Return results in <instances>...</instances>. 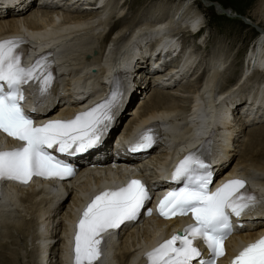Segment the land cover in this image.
<instances>
[{"label": "bare ground", "instance_id": "bare-ground-1", "mask_svg": "<svg viewBox=\"0 0 264 264\" xmlns=\"http://www.w3.org/2000/svg\"><path fill=\"white\" fill-rule=\"evenodd\" d=\"M41 1L42 5L40 0H0V36L30 35L31 53L42 46L50 45L53 50L60 47L64 63L61 75L66 77L63 98L76 99L75 105H78L77 98L83 92L102 83L106 69L119 66L123 71L120 105L101 136V146L78 154L75 161L101 162L94 157L105 155L109 157L104 164L105 171L120 175L125 174L122 166L138 168L142 165L157 178V187H160L165 182L163 177L172 169L176 148H187L201 134L216 127L218 131L212 136L209 155L213 170L232 174V170L240 169V173L250 174L257 180L259 195L264 199V137L257 139L256 134L264 127L252 128L264 121V32L245 56L244 61L250 63L247 68L250 67L235 83V76H226L228 72H223L233 62V55L224 56L220 52L212 54L210 60L204 59L206 67L199 85L186 88L182 84L189 83L190 79L193 82L202 70V63L197 62V50L201 46L187 40L189 36L198 35L205 26V17L198 6L195 7L197 0L154 2L130 21L125 18L126 9L130 10V6L126 7L129 0ZM201 2L200 5L205 6L214 4L211 0ZM215 5L222 9L221 4ZM29 8L33 11L25 15ZM221 12L233 14L226 9ZM252 15L253 22L264 23V0L258 1ZM107 32L113 34L110 40H107ZM136 33L137 36L143 33L140 39ZM205 39L206 36L200 40ZM152 40H155L157 56L151 54ZM121 50L122 55H118ZM153 67L157 72L152 79L155 84L150 82L153 90L143 97L149 82L140 81L139 77L144 76L141 72L145 70L153 71ZM135 100L137 107L131 111L129 106ZM145 125L157 128L163 141L142 160L137 159L139 154L128 156L131 154L127 149L131 144L130 136ZM246 127L251 128L245 131ZM121 129L126 134L120 140L121 147L117 148L112 145L116 142L112 137ZM236 152L240 155L235 160ZM142 170L144 173V168ZM100 174L82 167L76 183L70 186L66 181L57 188L52 183L6 188L0 204V264H21L20 256L31 260V264H66L69 224L74 219V209L87 192L92 189L98 192L108 185ZM118 179L116 176L113 180ZM242 221L253 226L228 240L225 261L229 241L235 244V251H239L248 244L249 237L264 230V210ZM174 225L175 222L169 224L155 219L131 228L121 227L118 236L108 243L107 264H139L132 258L147 242L166 234ZM20 236L27 240L24 248L16 247Z\"/></svg>", "mask_w": 264, "mask_h": 264}, {"label": "snow or ice", "instance_id": "snow-or-ice-1", "mask_svg": "<svg viewBox=\"0 0 264 264\" xmlns=\"http://www.w3.org/2000/svg\"><path fill=\"white\" fill-rule=\"evenodd\" d=\"M24 37L0 40V132L20 142V146L0 150V182L29 183L32 178L66 179L73 167L55 153L74 155L95 147L112 120V110L119 92L78 113L69 120H48L36 124L25 111L24 86L36 83L45 94L53 81L52 63L47 55L38 56L25 67ZM150 131L130 151L149 148L154 143ZM183 186L168 191L157 205L159 214L170 219L191 214L194 223L173 234L146 253L149 264H216L225 255L224 241L233 231L232 217L264 206L243 179H230L215 190L209 165L195 152L186 155L172 174ZM152 199L149 187L140 179H131L115 190H105L84 207L76 224L72 254L73 264H98L105 236L127 221L135 220ZM206 247L209 258L203 259ZM231 264H264V236L248 243L231 260Z\"/></svg>", "mask_w": 264, "mask_h": 264}, {"label": "rangeland", "instance_id": "rangeland-1", "mask_svg": "<svg viewBox=\"0 0 264 264\" xmlns=\"http://www.w3.org/2000/svg\"><path fill=\"white\" fill-rule=\"evenodd\" d=\"M65 1L66 0H64L62 2L65 3ZM161 1H164V0H129V2H128L129 4H127L128 6L126 5V7L129 8V6H130V10L126 9L125 18L128 21H130L129 19H132L133 17H135L138 14L140 15V12L143 11L144 8L147 7L148 5L150 7V5H152V3H154V2L157 3V2H161ZM177 1H179V0H172V2H177ZM201 1L202 0H197V5L195 7L198 6V8L201 10V14L205 17L204 18V23H205L204 25L205 26L203 27V30L198 35L193 36V37L189 36V38L187 40H189L188 42L192 41L193 43L194 42L198 43L199 46H201L197 50L199 52V57H198L199 61H197V62L202 63L201 64L202 70L198 73L199 76L195 77V80L193 81L194 83L191 82L192 79H190V81H188L189 83H187V82L183 83L182 82L183 83L182 85L186 86V88H188L192 85H196V86L199 85V82L203 76L204 68L206 67L204 59L210 60L211 56H213L215 54L218 55L220 52H221V54H224V56L225 55L228 56L230 53L233 55L231 58V60H233V62H231V64H230L231 66L229 65V67H227L223 72H228V73H226V76H228V75L235 76V79H234V83H235L238 80V78L242 74H245L246 71L248 70V68L250 67L249 66L247 68L249 60L244 61L245 56L248 54V52H250L252 50V48H253L252 46L258 40L260 35L264 32V23L263 22L255 23L252 20L253 19L252 14H253V12L255 10V6L257 5L259 0H211L214 2V4L212 3L209 6H205L204 4L200 5L202 3ZM215 3H218L219 5L221 4L222 9L221 10L218 9L217 6L215 5ZM131 4L133 6H131ZM134 4H136V6ZM96 5H99V3H96ZM198 8H196V9H198ZM30 9L31 8H29L25 11V15H28V13L30 14L33 11V9H31V10ZM225 9L230 10L233 14L235 13L234 14L235 16H229L226 14V12H221V11H225ZM113 31L115 32L116 29ZM140 34H143V33H140ZM140 34L138 33V36H137V33H136V36L138 37V39L141 38ZM112 35L113 34H111V32L108 33L107 40H110ZM205 36H206L205 41H203V40L201 41L200 39L205 38ZM154 42H155V40L150 41V43L152 45V46H150L151 54L154 56L155 55L157 56L158 54L156 53V49L153 46ZM182 46H184V45H182ZM122 51L123 50H121L118 53V55H122L121 54ZM226 51H229V52H226ZM170 53L172 55V52H170ZM173 56L174 55H172L171 57H173ZM172 61H173V59H172ZM171 62H170V65H171ZM244 63H245V66H244ZM168 71H169V69L166 71V73ZM141 73H143L144 76L139 77V80L142 81L145 79L149 82V88L145 87L146 90H145V92H143V97H144V95H148L152 92L153 87H152L151 81H153L152 79L155 77L154 74L157 72H156V70H154V67H153V71L150 72L148 70H145ZM249 73H250V70H249ZM145 76H146V78H145ZM222 76H224L222 78V80H224V82H225L227 80L225 77V73H223ZM261 78L262 77H259L260 80H261ZM132 79L136 80L134 77ZM195 81H197L198 83ZM153 83L155 84L154 81H153ZM222 83H223V81H222ZM227 84H229L228 81H227ZM246 86L250 87V84H247ZM226 87H227V85H226ZM137 99H139V97H137ZM136 100L134 101V103H132L129 106V110L133 111L132 110L133 108L136 109V107H137V101ZM263 125H264V121H262V122L259 121V123L253 125L252 128L264 127ZM249 128H251V127H246L245 131H247ZM256 134L258 137L257 139L263 138L264 137V128L262 130L258 131V133H256ZM114 136H115V134H113L112 138H113V140L116 141ZM118 151H121L122 153H124L122 149H118ZM239 155H240L239 152L235 153V155H234L235 160L237 159V157H239ZM30 236H29V238L32 237V236L31 237ZM29 238H28V242H30ZM17 240L19 241V243H18L19 245L16 244L17 245L16 247H23L24 248L25 246H27L26 245L27 240H26L25 236L17 237ZM30 246L28 247V249L31 248ZM13 247H14V245H13ZM24 252H25V254H27V252L25 250H24ZM19 261L21 262V264H31L29 262L31 260H29L28 258H26V259L21 258V256L19 257ZM35 263L37 264V262H34L33 264H35Z\"/></svg>", "mask_w": 264, "mask_h": 264}]
</instances>
